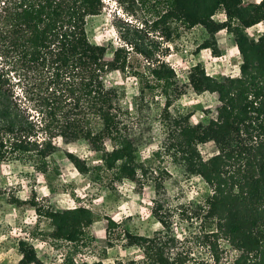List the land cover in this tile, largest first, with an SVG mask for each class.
<instances>
[{
	"label": "trees",
	"instance_id": "trees-1",
	"mask_svg": "<svg viewBox=\"0 0 264 264\" xmlns=\"http://www.w3.org/2000/svg\"><path fill=\"white\" fill-rule=\"evenodd\" d=\"M141 1H152V26L167 39L179 26H200L208 35L200 48L218 54L215 34L225 29L232 35L241 58L237 76L216 78L201 62L188 72L194 92L217 95L215 115L193 124L190 113L169 111L172 99L182 93L177 74L164 59H152L150 49L134 45L146 59L142 70L130 66L124 45L106 59L107 47L91 42L86 29L87 18L100 14L102 0H0V162L29 163L38 173L58 174L55 139H84L99 157L93 162L67 152L80 174L112 190L122 180L154 183L151 210L161 229L142 235L105 217L108 245L117 238L141 251L127 264H221L226 249L233 252L228 264H264V0ZM218 11L224 14L221 20L214 19ZM258 23L262 32L250 37L247 28ZM115 70H129L142 82L133 96L135 109L147 96L159 93L165 99L160 112L163 152L208 188L202 203L180 210L182 216L200 220L194 237L209 252L206 259L192 254L173 233L164 198L168 173L138 158L137 143L123 121L129 113L120 105L124 90L105 84V75ZM207 142L217 151L203 158L198 147ZM26 203L48 221V236L68 244L61 264H105L75 260L92 240L89 227L96 216L90 207L54 210L34 198ZM17 249L16 264H44L27 240L19 239Z\"/></svg>",
	"mask_w": 264,
	"mask_h": 264
},
{
	"label": "rangeland",
	"instance_id": "rangeland-1",
	"mask_svg": "<svg viewBox=\"0 0 264 264\" xmlns=\"http://www.w3.org/2000/svg\"><path fill=\"white\" fill-rule=\"evenodd\" d=\"M257 2L259 0H245ZM100 14L87 18L86 29L91 42L107 47L106 59H111L113 50L124 45L128 50L130 66L142 70L146 66L144 55L134 45L146 47L155 57L164 59L175 70L181 95L172 99L169 111L172 113H190L193 124L206 123L216 113L218 105L215 93H196L188 83L190 67L203 63L208 74L223 78L239 74L240 55L234 39L225 29L215 34L218 54L210 47L200 48L208 38L200 26L185 29L179 26L170 39L162 35L159 28L152 26L156 18L152 10V1L142 3L134 0L120 5L116 0H102ZM224 18L222 11L214 19ZM261 23L247 28L250 37H257L262 32ZM151 59V60H152ZM105 84L124 90L120 105L129 113L123 121L137 143L138 158L150 163L152 168H164V198L170 210L172 230L192 254L206 259L209 252L196 242L200 220L188 219L181 215L182 206L194 208L202 203L208 193L206 184L198 176H186L163 152L164 128L160 122V112L164 98L156 93L147 96L139 109L134 107L133 96L138 94L142 82L129 70L111 71L104 77ZM54 161L59 168L58 174L44 175L34 171L29 163L17 161L0 162V264H16L20 258L17 241L30 242L44 264H61L68 244L53 240L47 234L51 230L48 221L36 214L28 203L33 199L54 210H62L76 205L90 207L96 220L89 227L91 242L78 251L75 260H102L105 264H127L129 260L139 258L141 251L137 247H126L123 240L114 239L112 246L106 242V219L110 216L119 223V228L142 234L152 235L161 229L160 223L152 215L153 199L156 197L151 179L142 185L129 180L114 183V190L106 184H99L80 174L68 160L66 153L72 152L90 161H97L99 154L92 151L87 141L78 139L65 142L55 139ZM107 149L111 143L106 140ZM203 158L212 156L216 151L214 143L199 145ZM15 199V200H14ZM19 200L18 201H16ZM180 245V244H179ZM105 249V251H104ZM223 254L221 264H228L233 252Z\"/></svg>",
	"mask_w": 264,
	"mask_h": 264
},
{
	"label": "built area",
	"instance_id": "built-area-1",
	"mask_svg": "<svg viewBox=\"0 0 264 264\" xmlns=\"http://www.w3.org/2000/svg\"><path fill=\"white\" fill-rule=\"evenodd\" d=\"M256 38V37H255Z\"/></svg>",
	"mask_w": 264,
	"mask_h": 264
}]
</instances>
